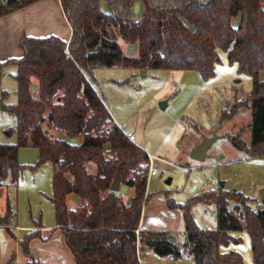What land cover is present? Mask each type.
I'll list each match as a JSON object with an SVG mask.
<instances>
[{"label": "trees", "instance_id": "16d2710c", "mask_svg": "<svg viewBox=\"0 0 264 264\" xmlns=\"http://www.w3.org/2000/svg\"><path fill=\"white\" fill-rule=\"evenodd\" d=\"M38 0H0V16ZM72 27L69 42L57 36L22 38L24 54L0 63L17 67L16 103L7 106L17 120V141L0 143V186L15 188L25 165L18 160L22 147H34L39 157L32 168L53 163L50 199L57 228L71 251L75 264H142L139 246L146 245L157 255H181V250L163 232L139 229L147 194L149 155L128 139L110 114L102 95L90 77L97 67H124L136 70H195L202 78L215 74L218 48L227 52L230 63L252 77V89L236 107L250 108L246 124L249 139L241 131L228 136L230 143L247 156L264 154V0H60ZM106 2L107 9L102 7ZM144 4L136 17L134 5ZM237 18L236 25L233 19ZM116 27L125 44H136L132 55L112 38ZM36 79V89H32ZM9 92L0 89V104ZM63 132L53 137L45 129ZM81 136V141L70 139ZM108 155V156H107ZM145 163L146 167L142 164ZM90 166L93 169H90ZM120 166L121 182L134 188L128 203L111 184ZM220 180L214 189L197 193L184 203L166 195L169 208L182 213L186 241L183 249L193 264H244L235 250L220 246L238 242L234 232L247 231L255 264H264V208L252 209L242 192L226 189ZM80 199L69 206L68 196ZM231 200L243 201L239 215L229 207ZM195 203L214 204L217 228L197 224L191 208ZM234 209L238 210L236 205ZM242 210V209H241ZM14 211L10 199L0 224L7 225ZM39 229L42 226L39 223ZM27 233L20 245L30 256ZM33 261L27 264H32Z\"/></svg>", "mask_w": 264, "mask_h": 264}, {"label": "rangeland", "instance_id": "374dc122", "mask_svg": "<svg viewBox=\"0 0 264 264\" xmlns=\"http://www.w3.org/2000/svg\"><path fill=\"white\" fill-rule=\"evenodd\" d=\"M237 20L233 19L234 25ZM120 44L124 51L132 48V44H125L123 40ZM218 53L215 74L208 79L202 78L195 70L147 69L143 73L142 70L124 67H97L90 79L117 124L124 131L132 132L133 142L147 151L150 161L148 191L153 196L165 199L168 195L176 202L184 203L192 195L214 189L220 180H225L226 189H236L250 198L248 204L252 209L264 208L259 197V190L264 186V154L247 156L228 139L229 135L239 131L244 139H249L250 131L246 124L251 119L250 108L239 105L233 115L221 121L224 110L228 113L235 102L244 100L250 93L252 77L239 72L237 64L228 61L226 51L218 48ZM16 72V66L10 65L1 74L0 88L7 89L9 96L0 104V143L17 141V120L7 107L18 100L17 81L11 74ZM260 76L264 78V73L261 72ZM33 81L32 89L35 90L36 79ZM43 126L51 136H57V130L47 123ZM215 134L218 138L208 148L205 159H193L191 154L196 145ZM70 141L77 142V139ZM38 157L36 148H20L18 160L25 168L18 180L16 194L13 185L1 186L0 203L6 202L9 193L12 210L16 201L20 220L32 206L34 211L41 213L42 223L49 224L55 221L50 199L54 168L50 161L32 168ZM142 166L146 167V164ZM152 169L156 175L149 173ZM168 178L172 179L171 184L165 182ZM67 200L72 206V198L68 196ZM228 205L235 214L243 213V201L231 200ZM236 205L238 210L234 209ZM210 208L216 209L214 204L192 205L191 213L203 228L218 226ZM4 213L1 212L0 216ZM176 235L181 238L179 233ZM235 235L240 240L230 241L220 246V250L238 251L244 264H255L248 232L243 230ZM183 256L182 264H193L186 249ZM153 260L150 254L149 263Z\"/></svg>", "mask_w": 264, "mask_h": 264}, {"label": "crops", "instance_id": "0c3cea01", "mask_svg": "<svg viewBox=\"0 0 264 264\" xmlns=\"http://www.w3.org/2000/svg\"><path fill=\"white\" fill-rule=\"evenodd\" d=\"M102 7L107 9L106 2H102ZM144 9L145 7L142 2L135 3L134 10L137 18L141 16ZM110 33L112 38L120 44L122 38L118 29L116 27H111ZM25 36L37 38L57 36L69 42L72 36V27L65 14L61 1L38 0L6 15L0 16V63L20 58L24 54L21 41ZM119 39L121 40L120 42ZM126 52L132 55L136 54L137 45L132 44V48ZM10 65L15 66L13 63H7L0 67V84L3 69ZM12 72H14V69H12ZM11 74L14 77L15 73ZM262 79L264 80V78ZM1 90L7 91V89ZM60 134L62 135L63 132L57 131L58 137H61ZM75 138L77 142L81 141V136ZM171 182L167 184H171ZM3 186L8 187V185ZM12 188L15 190L16 194V188L14 186ZM119 192L122 201L128 203L134 194V188L121 182ZM147 194H149L150 197L143 206L139 229L167 234L172 241L180 247L181 255L177 258L171 255L159 256L151 248L142 244L139 246V259L142 264H182L186 233L181 210L179 208H169L166 203V198L163 199L153 196L151 192L148 191V184ZM69 196L72 198V207H76L80 199L74 194ZM9 197L10 194L7 193L6 202L3 204L4 207L2 203H0L1 212L6 211ZM13 207L14 215L10 218L11 221H9L7 225L0 224V264H27L31 261H33L32 264H75L74 257L66 246L63 234L61 230L57 228L56 221L49 224L42 223L41 213L34 211L32 206H29L25 218L20 220V216L16 210V201H14ZM210 209L211 214L215 216L216 223L218 224L216 209ZM39 223L42 225L40 229L38 226ZM33 231H36L37 234L29 241L31 255L28 256L24 253L20 245V240L27 233ZM177 233L181 235V238L177 237ZM235 233L237 232H234L233 236L239 237L235 235ZM150 254L154 260L149 263L148 258ZM186 260L188 259L186 258Z\"/></svg>", "mask_w": 264, "mask_h": 264}, {"label": "water", "instance_id": "95a60500", "mask_svg": "<svg viewBox=\"0 0 264 264\" xmlns=\"http://www.w3.org/2000/svg\"><path fill=\"white\" fill-rule=\"evenodd\" d=\"M144 73V70H142ZM218 136L215 134L213 136L204 138L203 141H201L199 144L196 145V147L192 151V158L197 160V161H202L205 159L207 155V150L208 148L217 140ZM166 183L171 182V178L166 179ZM121 185V174H120V166H118L117 172L113 178L112 184H111V189L113 191H118ZM259 197L261 201L264 202V186L259 190Z\"/></svg>", "mask_w": 264, "mask_h": 264}, {"label": "built area", "instance_id": "2783aa9c", "mask_svg": "<svg viewBox=\"0 0 264 264\" xmlns=\"http://www.w3.org/2000/svg\"><path fill=\"white\" fill-rule=\"evenodd\" d=\"M125 134H126V136L128 137L129 140H131V141L135 140L134 134L132 132H130V131L126 132L125 131ZM149 166H150V161H149ZM149 173L151 175H155L156 171L152 169V170L149 171Z\"/></svg>", "mask_w": 264, "mask_h": 264}]
</instances>
